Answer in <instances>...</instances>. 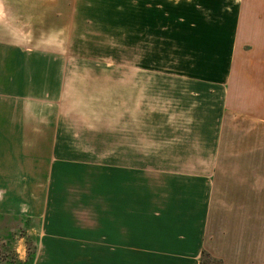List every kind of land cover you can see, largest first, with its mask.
<instances>
[{
	"label": "crops",
	"instance_id": "0c3cea01",
	"mask_svg": "<svg viewBox=\"0 0 264 264\" xmlns=\"http://www.w3.org/2000/svg\"><path fill=\"white\" fill-rule=\"evenodd\" d=\"M199 2L208 27L188 46L182 84L215 120L250 122L246 137L261 124L264 137V0ZM59 10L60 0H0V154H10L0 159V244L10 242L15 264H200L202 252L222 264H264V148L259 161L180 165L203 171L164 178L173 194L164 223H138L135 208L126 221L119 195L111 207L105 194L99 224L45 223L61 55L46 49V26L54 31L55 15L60 24Z\"/></svg>",
	"mask_w": 264,
	"mask_h": 264
},
{
	"label": "rangeland",
	"instance_id": "374dc122",
	"mask_svg": "<svg viewBox=\"0 0 264 264\" xmlns=\"http://www.w3.org/2000/svg\"><path fill=\"white\" fill-rule=\"evenodd\" d=\"M201 5L199 0H60V24L55 15V32L46 26V49L54 44L61 55L60 122L45 223L99 224L104 194L111 207L119 195L126 221L135 208L138 223H164L167 209H173L164 178L203 171L180 165L261 159V124L252 123L256 135L246 137L250 122L215 120L182 84L188 46L208 27L202 16L209 9ZM9 155L1 153L0 159ZM13 157L21 160V154ZM12 225L13 235L24 234L17 221ZM15 262L10 242L1 243L0 264Z\"/></svg>",
	"mask_w": 264,
	"mask_h": 264
},
{
	"label": "trees",
	"instance_id": "16d2710c",
	"mask_svg": "<svg viewBox=\"0 0 264 264\" xmlns=\"http://www.w3.org/2000/svg\"><path fill=\"white\" fill-rule=\"evenodd\" d=\"M200 264H222L221 260L210 257L205 252H202Z\"/></svg>",
	"mask_w": 264,
	"mask_h": 264
}]
</instances>
